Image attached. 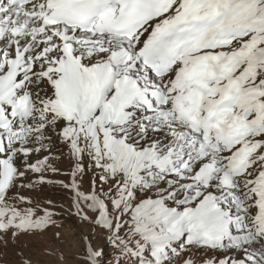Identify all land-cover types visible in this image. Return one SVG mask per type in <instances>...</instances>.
<instances>
[{
    "label": "snow or ice",
    "instance_id": "obj_1",
    "mask_svg": "<svg viewBox=\"0 0 264 264\" xmlns=\"http://www.w3.org/2000/svg\"><path fill=\"white\" fill-rule=\"evenodd\" d=\"M53 137L129 264H264V0H0L5 243L56 223L9 195L54 182Z\"/></svg>",
    "mask_w": 264,
    "mask_h": 264
},
{
    "label": "rangeland",
    "instance_id": "obj_2",
    "mask_svg": "<svg viewBox=\"0 0 264 264\" xmlns=\"http://www.w3.org/2000/svg\"><path fill=\"white\" fill-rule=\"evenodd\" d=\"M33 155L34 158H42L48 153L42 151ZM52 155L59 157L58 160L50 161L59 171L47 170L43 175L47 180L54 181L53 183H36L31 188L17 187L9 195L19 194L27 197L32 201L33 207L39 206L38 213L43 208L50 209L55 213L53 219L56 223L49 225L45 230L24 233L16 238L9 234L6 243L0 240V264H22L26 258L30 259L32 264H91L86 258L89 244L99 253L96 257L97 264H117V259L120 264H129L125 257L120 256L119 250L108 241V232L105 228L94 224L92 220H83L76 215L75 193L60 183H55V181L70 183V173L74 166L67 146L59 143L55 137H53ZM84 163L85 172L76 178L80 190L89 193L95 181L96 191L106 193L110 184L102 185L98 178L99 170L88 168L87 159ZM37 177L38 174L28 173L24 183L32 182ZM81 206L89 216L95 218V213L88 209L83 201ZM56 233H59V236ZM204 255L207 258L211 253Z\"/></svg>",
    "mask_w": 264,
    "mask_h": 264
},
{
    "label": "bare ground",
    "instance_id": "obj_3",
    "mask_svg": "<svg viewBox=\"0 0 264 264\" xmlns=\"http://www.w3.org/2000/svg\"><path fill=\"white\" fill-rule=\"evenodd\" d=\"M80 191H82V190H80Z\"/></svg>",
    "mask_w": 264,
    "mask_h": 264
}]
</instances>
